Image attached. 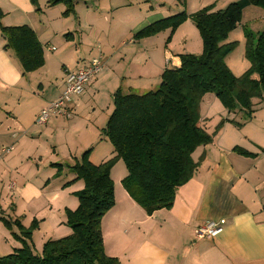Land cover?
<instances>
[{"label": "crops", "instance_id": "0c3cea01", "mask_svg": "<svg viewBox=\"0 0 264 264\" xmlns=\"http://www.w3.org/2000/svg\"><path fill=\"white\" fill-rule=\"evenodd\" d=\"M143 3L146 6L144 9L134 0L121 1L115 7L112 19L117 9H124L116 21L118 20L117 25L120 27L128 24L129 46L117 50L109 44L102 54L103 70L90 79L80 97L74 98L68 104L70 119L89 94L91 97L87 103L96 104L100 96L105 98L103 95L107 96V101L112 100L114 92L119 88L125 93L152 90L159 85L162 72L166 68L180 67L179 55L190 52L186 43L183 52L172 50V41L176 34L185 24H190L188 18L176 30L169 44L164 42L162 50L151 54L155 36L168 29L143 38H136L135 35L148 25L170 15L155 18L158 14L151 12L153 7L146 1ZM183 5L187 8L186 0H183ZM59 6L61 9L62 4L53 7ZM0 8L5 14L4 26L27 25L35 32L42 45L43 66L31 72H24L13 50L4 48L6 40L0 41V155L3 148L13 146L12 151L0 156V187L3 185L11 191L20 203L36 208L42 204L40 200L45 198L42 180L36 177H56L54 175L57 170L49 169L54 170L49 172L50 176L49 174L40 176L42 165H46L37 154L40 144H37L38 139L33 132L28 138L24 134L32 129L41 109L55 100L64 89L65 70L81 68L97 54L91 52V56L82 66L69 68L63 65L62 80L52 82L45 77H50L49 56L52 58L50 54L54 53L49 52L50 46H46L45 50L44 42L48 37L46 35L48 30L54 26L55 31L64 36V44L70 43L74 35L64 27L68 22V16L61 15L63 29L56 30L61 27V23L58 27L57 24H52L54 19L51 21L47 18L48 21H45L41 17L44 12H39L43 8L34 6L30 0H0ZM198 40L201 42L200 37ZM150 61L153 64L150 70L144 69ZM140 66L143 67L142 71ZM234 74L240 76L242 73ZM206 96L209 95H205L204 98ZM108 105L106 108L109 109ZM112 110L113 103L109 113H106L107 116L95 124L100 125L101 130L106 126ZM224 111L226 112L224 118L219 121H223V124L218 130L215 129L216 125L210 129L206 127V131L212 135V141L193 152L192 158L198 165L192 178L178 188L172 207L159 209L148 215L126 190L120 192L124 197L123 206L101 223L104 251L108 257L116 258L120 264H264V128L259 125L248 126L256 122L260 113H264V94L252 99L250 117L245 110ZM242 113L244 119L237 121L235 115ZM52 118L48 123L56 122L57 128L60 127L59 120L65 117ZM207 119L201 118L202 125L208 122ZM74 120L73 124H76L77 121ZM20 131L25 132L19 135ZM91 133L97 135L94 139L97 145L104 143L107 148L98 162L102 163L111 156L113 148L101 131L100 134L95 130ZM229 133L233 134V138H240L245 144L241 147L238 144H228L231 140V137H228ZM88 137L89 135L86 138ZM14 138H17V143L13 141ZM94 140L85 143L82 151L89 145L91 150L89 155H92L96 146L93 145ZM240 149L246 153H242ZM209 150L212 152L208 154ZM52 164L57 165L56 163L49 165ZM61 171L63 174L71 173L68 168H62ZM48 180L45 181L46 186ZM78 182L81 186L84 185L82 181ZM17 207L16 202L15 208ZM33 213L43 218L42 209ZM208 220L220 222L223 231L213 238L196 240V228ZM19 221L22 224L21 220ZM7 223L9 225L6 226L0 220V257L8 256L15 249L22 247L17 237L18 230L13 227L14 221ZM62 225L60 221L58 229H53V235L50 234L46 238L41 236L39 242L32 237L31 241H27L28 244L33 246L35 252L41 253L48 239H58L71 234V229ZM16 226L19 227L18 224Z\"/></svg>", "mask_w": 264, "mask_h": 264}, {"label": "trees", "instance_id": "16d2710c", "mask_svg": "<svg viewBox=\"0 0 264 264\" xmlns=\"http://www.w3.org/2000/svg\"><path fill=\"white\" fill-rule=\"evenodd\" d=\"M30 2L36 6L37 0ZM58 4L66 6L64 16L74 12L75 0H47L48 6ZM251 5L264 9V0H239L223 10L212 12V7H207L191 14L200 32L203 53L180 54V67L166 68L155 90L125 93L119 88L114 92L113 110L102 130L113 148L111 156L94 164L88 160L89 149L81 161L69 166L75 173L74 180L84 183L83 190L77 193L78 206L66 212L71 234L48 239L37 253L27 242L31 241V232L22 231L17 236L22 247L0 257V264H120L106 255L101 230L102 219L115 202L111 167L117 160L124 161L128 171L122 182L124 189L151 215L172 207L178 188L192 178L198 165L193 152L212 141L199 113L206 94H214L227 112L245 110L250 117L252 99L264 94V29L256 37L250 33L246 46L250 68L245 73L236 76L224 58L232 46L226 42L228 34ZM2 15L0 9V18ZM188 18L182 11L148 25L135 37L171 28L169 41ZM0 32L6 40L4 48L13 50L24 72L43 66L42 45L30 27L0 24ZM222 124L219 122L215 129Z\"/></svg>", "mask_w": 264, "mask_h": 264}, {"label": "rangeland", "instance_id": "374dc122", "mask_svg": "<svg viewBox=\"0 0 264 264\" xmlns=\"http://www.w3.org/2000/svg\"><path fill=\"white\" fill-rule=\"evenodd\" d=\"M121 1L124 0H76L74 6L75 11L68 15V22L64 25V27L67 28L66 30L74 35V38L71 39L68 44H64V36L59 34L58 31H55L54 26L50 27L46 34L48 37L45 39L44 47L46 50V46H50L51 51L49 52L54 54H50L52 58L49 56L48 70L50 77H45L46 79L49 78L52 82H60L63 78V65L69 68L82 66L91 56V52L92 54L98 53V48L100 49L102 55L110 45H113L117 50L129 46V37L127 34L129 33L130 28L127 26L128 24L120 27L117 25L118 20L116 21V19H119L120 15L123 14L122 11L124 9H117V13L113 15V19H115V21L111 17L115 7L118 6ZM134 1L139 2L138 6L142 9L146 7L143 3L146 1L149 6L153 7L151 12L153 14H158L155 18L165 14H169L171 16L185 10L189 17V23L194 26L185 24V26L182 27L176 34V30L185 23L184 21L176 28L169 41L168 38L171 35V28L158 34L154 38V43L152 44L153 51L151 54L162 50L164 42L169 44L175 33L176 37L174 41H172V50L176 52H183L185 48L184 45L186 43L191 54L201 55L203 53V43L198 40L199 37L201 38L200 32L195 23L190 19L192 18L190 15L207 7H212V12L223 10L230 3L239 0H186L187 8L184 7L183 0ZM36 6H41L43 8V10L40 9L39 12H44L41 17H43L45 21L47 18L51 19V21L54 19L52 24H57L59 27V23H61L60 19H62L61 15L63 16L62 12L66 10L65 5L62 4L61 9L60 6L54 8L53 6L47 5V0H37ZM1 11L3 12L2 9ZM4 17L5 14L3 12V15L0 18L1 26H4ZM37 17L38 16H36V18ZM44 25L46 26L47 22ZM62 29L63 24L61 23V27L56 30ZM262 29H264V9L255 5L249 6L243 11L241 20L237 24V27L231 31L227 37V41L231 43L232 46L228 54L225 56L224 62L232 70V72L243 74L250 68V60L246 55V46L251 40L250 33L252 36L256 37L257 33ZM67 31L64 32L66 33ZM3 40L4 38L0 34V41ZM140 58H142V54L140 55ZM152 65V61H150L144 69L148 68L150 70ZM142 70L143 67L140 66V71ZM157 87L158 85L153 87L152 90L157 89ZM150 90L151 89L148 91ZM137 92L141 91L138 90ZM145 92H147V90H145ZM206 95L209 96L202 98L199 106V113L201 118H208L206 120L208 121V124L203 123L202 126L205 129L208 126L207 129H210L215 125L217 126V123L224 118L226 112L224 111L225 109L222 107L221 103L216 101L214 94L209 93ZM103 96L105 98L100 96L97 99L96 105L94 102V104L92 102L87 103V100L91 97V94H89L84 100L85 102L78 108V110H76V114L73 113L71 115L73 118L70 119V117H65L61 118L62 120H59V122H61L59 125L60 127L56 128V122H54V124L48 123L44 126L34 124L31 127L32 129L26 131L24 134V136L28 138L34 133L35 138L38 139L37 144H40V147L37 149V154L43 162H46L45 166L42 165L40 176L54 171H50L49 169H56L57 171L54 175L56 177H51L50 174V177H36L42 180L41 185L43 186L42 189L45 196L44 199L40 200L42 201V204L36 208L31 207L32 205L30 206L20 203L11 191L7 190L3 185L0 187V220L2 222L10 221V223H13L14 221L13 227L18 230V234L22 231H29L31 232V236L33 235L32 237H34V240L39 242L41 240V236L46 238L50 236V234L53 235V229H58V223L60 221H62L63 225L67 226L66 212L67 210H74L78 206L79 201L77 193L84 188V185L81 186L78 182L82 180H74L75 173L71 168H69V166L76 161H81V156L84 151L90 148L89 145H87V149L85 148V150L83 149L82 151L84 144L97 138V135H93L91 131L95 130L98 134H100L101 131L102 133V130L99 127L100 125L96 126L95 124L107 116L112 105V100L109 99V101H107V96ZM107 102L110 104H106ZM107 105L109 106V109L106 108ZM235 117H237L236 120L239 121L244 119L245 116L244 113H242L235 115ZM72 120L75 122L77 121L76 124H73ZM260 123L264 124V113H260L256 122H253L248 126L259 125L261 128H264V125H261ZM22 132L25 131H20L19 135ZM29 132L33 133L30 134ZM85 132H87V134ZM88 135L89 137L86 138ZM21 137H23V135ZM228 137H231L228 144H238L240 147L245 144V142L240 138H233V134L231 133L228 134ZM16 139L17 138H14L13 140L15 143L18 142ZM15 143H13V145ZM95 144L96 141L94 140L93 145ZM104 145V143L99 145L96 144L92 155H88V160L95 164H99L98 162L100 161V158L106 151L105 149H107ZM225 149L223 150L225 151ZM211 152L212 150H209L208 154ZM50 163H56L58 166L55 164L50 166ZM62 168H68L71 173L69 174V172H64L63 174V171H61ZM111 171L113 172L112 174ZM127 174L128 171L126 165L121 159L117 160L111 167L110 178L112 179L114 185L115 202L105 215L109 214L107 216L104 215L105 218L103 217V219H105V221L107 217L113 216L117 211H119V208L123 206L124 197L120 195V192L125 190L122 182L126 178ZM64 175L68 177H63ZM48 178L50 179L48 180ZM47 180L48 183L46 186L45 181ZM4 183H6V181ZM16 202L18 204L17 208H15ZM41 209L43 218L39 217L40 215L36 216V214L34 215L33 213ZM34 216H36V218ZM18 219L21 220L22 224ZM24 221H26L25 224ZM17 224L19 227L16 226Z\"/></svg>", "mask_w": 264, "mask_h": 264}, {"label": "built area", "instance_id": "2783aa9c", "mask_svg": "<svg viewBox=\"0 0 264 264\" xmlns=\"http://www.w3.org/2000/svg\"><path fill=\"white\" fill-rule=\"evenodd\" d=\"M96 56L92 57L87 65L75 70H65V86L55 100L45 105L35 119V124L44 126L52 117H69L68 104L76 97H80L90 79L98 75L104 68L103 57L98 48ZM13 146H7L1 150V155L12 151ZM0 155V156H1ZM223 231V226L218 221L208 220L199 225L195 230V239L213 238Z\"/></svg>", "mask_w": 264, "mask_h": 264}]
</instances>
